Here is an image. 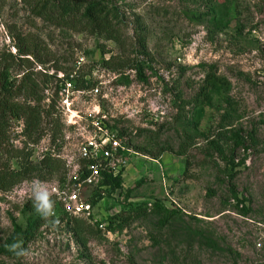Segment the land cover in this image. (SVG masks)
Here are the masks:
<instances>
[{
  "label": "rangeland",
  "instance_id": "obj_1",
  "mask_svg": "<svg viewBox=\"0 0 264 264\" xmlns=\"http://www.w3.org/2000/svg\"><path fill=\"white\" fill-rule=\"evenodd\" d=\"M113 3L123 16L118 43L38 18L29 0H0V88L4 78L17 85L32 75L39 97L50 98L54 84L44 76L56 68L68 71L83 57L88 72L96 68L93 74L109 81L102 108L120 114L117 132H125L123 145L132 152L119 167L120 189L102 192L93 207L88 200L94 188L82 189L78 198L87 211L77 216L59 202L61 193L73 192L66 169L0 191V248L7 247L14 226L24 228L34 216L25 210L33 181L53 191L55 201V216L27 255H0V264H264V0H216L206 18L194 0ZM133 16L146 28L147 58L135 54ZM101 57L129 65L138 60L147 82H137L128 69L107 71ZM211 72L228 89H208ZM5 127L0 169L16 168L11 156L24 146L33 162L50 148L61 158L73 153L64 126L57 147H50L48 135L37 146L27 144L20 120H7ZM233 133L245 149L231 155ZM231 156L234 167L226 163ZM127 205L161 206L175 215L163 228L156 215L108 227Z\"/></svg>",
  "mask_w": 264,
  "mask_h": 264
},
{
  "label": "trees",
  "instance_id": "obj_2",
  "mask_svg": "<svg viewBox=\"0 0 264 264\" xmlns=\"http://www.w3.org/2000/svg\"><path fill=\"white\" fill-rule=\"evenodd\" d=\"M194 1L200 2L203 6L202 17L206 18V16L214 14L216 0ZM29 5L38 18L52 22L58 27H71L88 35L102 38L107 42H120L119 28L123 16H121V10L113 3V0H29ZM133 17L135 54L147 58L146 28L140 22L139 17ZM199 17L197 16V18ZM129 63L120 61L118 57H109L108 59L101 57L99 60L101 67L113 74H120L124 69H128L135 72L137 82L146 83L147 78L142 63L138 60L131 62L132 65H129ZM56 71L61 70L56 68ZM62 71L66 72L65 70ZM44 77L48 82L54 80L52 76ZM17 83L15 85V83L4 78L0 88V139L4 137L7 120H20L23 123L22 136L28 142L27 144L37 146L43 137L48 135L50 147H55L59 136L62 137L63 124L56 110L54 98H51L47 105L41 104L46 98L45 96L44 98L39 97L41 90L39 91V86L32 79V75H24ZM80 83L83 84V82ZM205 86L212 91L228 89L227 82L223 78L215 76L212 72L207 74ZM16 99H22V101L16 102ZM114 129L117 130L116 125ZM118 133L120 138H124V131L119 130ZM229 140L233 142L231 155L234 150L245 149L240 134L233 133ZM209 145L211 150L219 156L224 155L223 150L216 142H210ZM49 151L44 153L37 162H33L32 151L28 150L26 146L21 150H16L14 156H11V159L16 163V168L12 169L10 165H6L0 169V191L10 190L15 185L29 179L43 180V177L57 175L59 172L66 174L67 169L63 162L52 157ZM227 161L228 165L234 167L233 156L229 157ZM228 181L232 183L233 177L230 176ZM120 184L121 174L113 177L111 174L102 172L101 180L94 187L93 196L88 200L90 206H95L101 200L102 192L108 194L115 192L120 189ZM232 197L236 199L234 194ZM25 210L33 212L34 216L26 222L24 228L14 226V232L8 245L16 241H22L23 248L27 249V246L35 240L39 230L47 220L36 213L32 201L26 203ZM150 215L158 216V226L163 228L175 214L156 205L154 208L150 207V209L145 205H127L122 212L109 221L108 227H112L114 221L124 225ZM74 230L77 231V229ZM0 255L18 259L8 250V247L0 248Z\"/></svg>",
  "mask_w": 264,
  "mask_h": 264
},
{
  "label": "built area",
  "instance_id": "obj_3",
  "mask_svg": "<svg viewBox=\"0 0 264 264\" xmlns=\"http://www.w3.org/2000/svg\"><path fill=\"white\" fill-rule=\"evenodd\" d=\"M95 69L88 72L84 58L77 57L68 71L50 75L54 77L53 92L50 98L45 97L48 103L54 98L64 126V140L73 150L71 157L63 158L57 151H49L71 174L69 182L73 192L59 195L60 204L70 216L87 211L78 193L84 188H94L101 180L102 172L113 177L120 174L119 167L132 153L114 129L120 114L111 115L102 108L109 99L107 88L110 84L104 78H97L93 74Z\"/></svg>",
  "mask_w": 264,
  "mask_h": 264
},
{
  "label": "clouds",
  "instance_id": "obj_4",
  "mask_svg": "<svg viewBox=\"0 0 264 264\" xmlns=\"http://www.w3.org/2000/svg\"><path fill=\"white\" fill-rule=\"evenodd\" d=\"M53 191H50L42 182L35 180L32 182L31 199L36 213L44 220H49L55 216V201ZM58 223V221H56ZM22 241L13 242L7 245L8 250L17 258L27 255V250L23 248Z\"/></svg>",
  "mask_w": 264,
  "mask_h": 264
}]
</instances>
